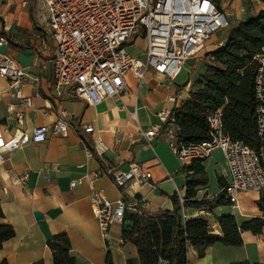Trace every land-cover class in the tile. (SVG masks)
<instances>
[{"label":"crops","instance_id":"obj_1","mask_svg":"<svg viewBox=\"0 0 264 264\" xmlns=\"http://www.w3.org/2000/svg\"><path fill=\"white\" fill-rule=\"evenodd\" d=\"M34 3L35 0H0V37L6 40L0 45V59L3 56L12 59L30 75V80L32 76L38 79L36 88L32 82L23 86V96L32 102L31 108H23L10 96L7 81L0 77V126L16 128L13 114L7 111L12 105L22 113L21 130L26 133L38 126H52L60 114L66 116L70 129L65 139L48 134L44 143L29 144L3 156L0 225L11 226L15 236L3 243L0 262L53 264L47 242L54 235L65 233L75 264H141L137 248L122 239V224L113 225L107 237H102L89 202L90 187L86 180L74 189L70 183L96 175L93 187L107 200L115 201L122 196L111 175L128 170L131 164H144L156 188L139 187L129 191L125 200L149 215L171 211L170 197L175 194L185 197L188 172L183 168L193 162L181 164L162 136L151 144L145 143L139 130L146 131L155 125L156 114L162 108L174 110L183 105L190 93L199 89L197 83L206 67L203 65L199 73L193 74L185 64L172 83L154 72L147 73L143 81L130 73L125 78L126 91L98 106H88L70 92L55 96L52 64L55 46L46 29L35 22ZM219 5L230 19L229 26L264 11V0H223ZM227 29L219 32L227 33ZM224 42L218 41L214 34L207 43V52L218 49ZM189 62L195 65L197 56ZM172 96L175 102L169 101ZM85 126H92L93 133H84ZM94 139L100 141L101 153ZM88 145L93 147L97 158L92 157ZM200 164L206 174V185L196 189L195 200L212 201L228 181L226 162L222 152L214 150ZM23 174L28 176L23 185L10 183L13 176ZM261 196L255 192L242 193L236 207L227 203L209 210L183 208L181 216L184 221L201 218L212 234L220 235V217L232 216L238 226L252 218L262 219L263 213L256 205ZM34 213L40 214L41 220H36ZM241 238V246L216 243L205 249L202 258L196 248L189 246L187 264H264V229L258 235L243 231Z\"/></svg>","mask_w":264,"mask_h":264},{"label":"built area","instance_id":"obj_2","mask_svg":"<svg viewBox=\"0 0 264 264\" xmlns=\"http://www.w3.org/2000/svg\"><path fill=\"white\" fill-rule=\"evenodd\" d=\"M34 18L38 26L46 29L55 46L53 93L60 97L70 92L88 106H98L107 99L121 96L126 91L125 78L130 73L138 81L154 72L174 82L183 66L204 49L212 36L229 27L224 12L212 0H35ZM138 34L146 43L141 58L131 56L128 51L130 42L139 38ZM3 43L6 40L0 37V45ZM255 59L257 149L234 141L225 133L219 110L208 113V139L198 143L183 142L174 112L167 108L158 111V121L150 129L139 130L147 144L159 136L164 137L170 151L183 165L204 161L214 150H220L228 169V181L219 195L235 207L242 193L264 196V54ZM0 77L7 81L10 96L18 106L31 108V98L24 97L22 90L28 82L36 88L37 77L32 76L30 80V75L6 56L0 59ZM175 100L174 96L169 98V101ZM7 111L13 114L16 128L0 126V167L5 154L29 144L44 143L48 134L62 139L68 137L70 127L64 114H60L52 126H38L26 133L21 130L22 113L12 105ZM82 130L93 133L92 126ZM94 143L101 153L100 141L94 139ZM27 178V174L13 176L10 183L23 185ZM96 178V175L84 176L72 181L70 188L86 180L90 187L89 202L105 239L113 225L122 224L126 212H136V204L125 200L128 192L142 186L153 190L156 185L144 164H131L128 170L111 175L122 197L109 201L93 187ZM178 199L182 206L184 199L180 196ZM158 264L166 263L159 261Z\"/></svg>","mask_w":264,"mask_h":264},{"label":"trees","instance_id":"obj_3","mask_svg":"<svg viewBox=\"0 0 264 264\" xmlns=\"http://www.w3.org/2000/svg\"><path fill=\"white\" fill-rule=\"evenodd\" d=\"M220 9L217 0H212ZM264 54V11L251 15L227 29L226 40L218 49L208 52L206 71L200 76L198 90L190 93L188 100L173 110L179 136L184 143H198L208 139L207 115L220 111L224 131L229 137L251 149H257L256 100L254 78L258 55ZM92 157L97 155L91 145L87 146ZM185 197L179 204L177 195L170 197L171 211H160L154 215L145 213L136 206V212H126L122 222V239L132 243L138 252L141 264H187V249L196 248L199 258L208 247L220 243L239 247L243 241L241 232L258 235L264 229V220L252 218L237 225L232 216L218 220L220 235L212 234L207 222L201 218L184 221L182 208L212 209L227 204L222 195L212 201L195 200L196 189L206 185V174L200 161L185 166ZM264 216V196L256 202ZM3 217L0 208V218ZM15 232L9 225H0V249L3 243L14 238ZM47 247L52 254L53 264H75L70 243L65 233L54 235ZM0 264H8L5 260ZM40 264V263H36ZM233 264H249L238 262Z\"/></svg>","mask_w":264,"mask_h":264},{"label":"rangeland","instance_id":"obj_4","mask_svg":"<svg viewBox=\"0 0 264 264\" xmlns=\"http://www.w3.org/2000/svg\"><path fill=\"white\" fill-rule=\"evenodd\" d=\"M217 2L219 4H221L223 2V0H217ZM228 22H230V19L227 15H225ZM230 25V23H229ZM139 35V38H134L131 42H130V46L128 48V51L130 53L131 56L135 57V58H141L142 56V53L146 47V43L145 41L142 40V35L141 34H138ZM226 35L227 33H222L221 32H218L215 34V36H217V40L218 41H224L226 40ZM207 45L204 47V49L202 51H200L197 55V60L198 62H195V65L193 64V62H187L186 65H188L191 69V72L193 74H195L196 72L199 73L205 65L209 62L210 58L207 57ZM200 62V63H199ZM202 65V66H201Z\"/></svg>","mask_w":264,"mask_h":264},{"label":"water","instance_id":"obj_5","mask_svg":"<svg viewBox=\"0 0 264 264\" xmlns=\"http://www.w3.org/2000/svg\"><path fill=\"white\" fill-rule=\"evenodd\" d=\"M34 217L36 220H41L42 216L38 213H34Z\"/></svg>","mask_w":264,"mask_h":264}]
</instances>
